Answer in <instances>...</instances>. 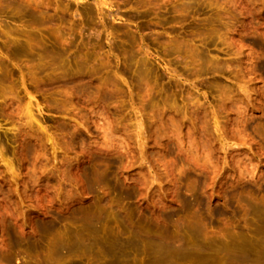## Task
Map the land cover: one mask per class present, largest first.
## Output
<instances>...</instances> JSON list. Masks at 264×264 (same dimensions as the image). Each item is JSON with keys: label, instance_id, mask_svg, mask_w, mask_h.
Instances as JSON below:
<instances>
[{"label": "rangeland", "instance_id": "1", "mask_svg": "<svg viewBox=\"0 0 264 264\" xmlns=\"http://www.w3.org/2000/svg\"><path fill=\"white\" fill-rule=\"evenodd\" d=\"M0 264H264V0H0Z\"/></svg>", "mask_w": 264, "mask_h": 264}]
</instances>
